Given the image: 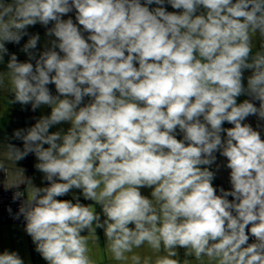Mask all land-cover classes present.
Returning <instances> with one entry per match:
<instances>
[{
  "label": "clouds",
  "instance_id": "1",
  "mask_svg": "<svg viewBox=\"0 0 264 264\" xmlns=\"http://www.w3.org/2000/svg\"><path fill=\"white\" fill-rule=\"evenodd\" d=\"M168 3L182 11H166L164 0H0V61L5 42L18 44L29 26L54 22L50 47L37 56L40 37L32 35L22 49L28 61L12 54L7 63L11 103L51 107L14 132L22 149L8 144L15 162L34 153L49 182L36 187L23 176L13 184L27 185L17 216L48 264H94L81 233L97 228L116 260L147 242L170 250L156 264H179L169 258L177 247L218 264H264V140L242 123L250 115L264 120V43L252 54L254 35L264 41V0ZM73 9L87 38L62 18ZM245 70L252 73L247 87ZM241 95L259 107L237 104ZM62 122L71 123L66 133H50ZM217 151L227 158L232 186L219 195L215 173L201 167ZM145 187L151 198L141 194ZM73 188L101 206L102 222L78 197L56 199ZM24 196L17 191L14 200ZM0 264L24 262L5 251Z\"/></svg>",
  "mask_w": 264,
  "mask_h": 264
},
{
  "label": "crops",
  "instance_id": "2",
  "mask_svg": "<svg viewBox=\"0 0 264 264\" xmlns=\"http://www.w3.org/2000/svg\"><path fill=\"white\" fill-rule=\"evenodd\" d=\"M10 2V0H9ZM145 0H141L143 5ZM161 5H148L149 9L152 10ZM163 7L168 12H177L179 13L182 10H177L172 8L168 3V0H164ZM204 9L201 6L198 9L197 14L203 12ZM63 19L71 18L74 23H77V26L81 29L82 35L87 38L88 33L83 32L82 26L78 25V22L75 20V11L68 13L66 16L62 17ZM54 22H50L49 25L44 26L40 23L35 24L34 26H29L26 29L27 35H24L20 42H5V47L7 48V54L3 56V61H0V75H2L4 84L0 85V183L6 187H13V184L19 181L23 176L25 178H30L32 184L36 187H47L49 182L44 179V173L39 171L35 166L39 163L34 153L28 154L24 159L20 161H13L8 158V144H13L16 147L23 148V141L16 139L14 137V132L16 130L28 129L35 125V123L45 116L51 114V107L47 105H41L38 109L32 110L31 104L21 105L20 103H11L14 99L13 94L10 93V72L7 69V63L12 54L17 56L19 62L28 61L27 54L22 51L23 46L27 43L28 39L32 35H39L40 40L38 41L36 49L34 51L37 56L40 52L44 51L46 47H50L49 41L55 39L54 37H48L46 35L47 29L53 26ZM253 49L252 54H255L256 51L261 49V44L264 43L259 33L255 34L252 38ZM58 51V49H57ZM33 64L35 61H30ZM138 66V65H137ZM251 70H245L243 72V84L247 87V78L251 75ZM52 95H57L55 85L49 84L47 86ZM249 100L254 103L255 106L259 107V101L252 100L251 97L247 95H241L237 97V104L242 103L244 100ZM89 100L88 97H85L84 103H87ZM242 123H247L252 126L254 130L260 132L261 139L264 140V120L258 118L256 115L248 116L245 121ZM71 127L70 122H62L58 125H54L50 128L51 132L63 131L64 133ZM224 128H231L233 125L228 122H224L222 125ZM222 138L226 137V133H222ZM177 139H182V133H179L177 130ZM48 147V145H45ZM216 156V161L210 166H201L208 167V169L215 173L214 179L212 181L213 187L216 188L217 195L220 194V188H223L226 191H230L232 186L230 183V169L226 167L227 158L220 155V152L217 151L214 153ZM59 182V181H58ZM19 187H22L26 191V184H21ZM141 194L151 198V188H141ZM74 197H78L80 203L85 206L92 205V208L95 212L99 213L101 216V222L105 219L102 213V208L100 205L95 204L94 201L84 199L81 189L73 188L64 196L57 197L58 200H71L73 203L76 202ZM229 200H232V197H228ZM129 227H134V225H129ZM26 221H11L6 223H0V254H3L5 251L16 252L19 257L23 260L24 264H48L46 260L43 259L40 253L36 249V245L33 243L30 235L27 234L26 230ZM81 235L86 236L88 241V255L94 264H135L132 260L133 256H138L140 258L139 264H156L157 259L169 256V251L163 246L160 250H154L147 242L141 245L139 248H133L131 252L125 253V258L122 260H116L113 257L112 252L109 249L108 241L103 228H97L95 233H88V230L85 229ZM96 236L99 238L98 241ZM176 256L169 257L178 260L179 264H218L215 259H210L207 256H201L196 258L193 255H187L186 249L183 247H177L175 249Z\"/></svg>",
  "mask_w": 264,
  "mask_h": 264
},
{
  "label": "built area",
  "instance_id": "3",
  "mask_svg": "<svg viewBox=\"0 0 264 264\" xmlns=\"http://www.w3.org/2000/svg\"><path fill=\"white\" fill-rule=\"evenodd\" d=\"M73 11H75V9H73ZM17 191L24 192L25 196L21 199L14 200V194ZM26 195V191L22 187H6L0 183V223L24 220L22 215L17 216V214L23 200L26 199ZM9 209H11V211H9ZM246 234L249 235L248 243H254L255 237H253L250 232H247V230Z\"/></svg>",
  "mask_w": 264,
  "mask_h": 264
}]
</instances>
